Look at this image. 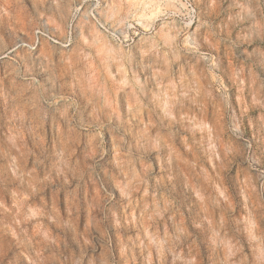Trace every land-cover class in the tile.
Masks as SVG:
<instances>
[{
    "label": "rangeland",
    "instance_id": "rangeland-1",
    "mask_svg": "<svg viewBox=\"0 0 264 264\" xmlns=\"http://www.w3.org/2000/svg\"><path fill=\"white\" fill-rule=\"evenodd\" d=\"M0 264H264V0H0Z\"/></svg>",
    "mask_w": 264,
    "mask_h": 264
}]
</instances>
